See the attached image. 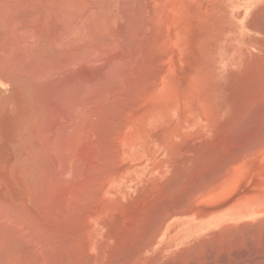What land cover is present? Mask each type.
<instances>
[{"label": "bare ground", "instance_id": "1", "mask_svg": "<svg viewBox=\"0 0 264 264\" xmlns=\"http://www.w3.org/2000/svg\"><path fill=\"white\" fill-rule=\"evenodd\" d=\"M262 237L264 0H0V264H254Z\"/></svg>", "mask_w": 264, "mask_h": 264}, {"label": "rangeland", "instance_id": "2", "mask_svg": "<svg viewBox=\"0 0 264 264\" xmlns=\"http://www.w3.org/2000/svg\"><path fill=\"white\" fill-rule=\"evenodd\" d=\"M260 241H261V246L259 245V244H260ZM260 241H259V244H257L258 242H257L256 244H257L258 249H259V251H257V252H259V253L261 252V253L259 254V253H257V252H254V255H253V257H252V263H254V264H255V263H256V264H260V263H261V264H264V262H263V260H264V248H263V246H262V245H264V243H263V242H264V237H262V239H261ZM259 247H260V248H259ZM260 250H261V251H260ZM256 253H257L258 255H257ZM262 253H263V254H262ZM255 256H256V257H255ZM262 256H263V257H262ZM258 258H259V259H258ZM236 259H238V258H236ZM259 260H262V261H259ZM235 261L237 262V264H239V263L241 264V263H242V262H241L242 260H239V261H238V260H235ZM257 261H258V262H257Z\"/></svg>", "mask_w": 264, "mask_h": 264}]
</instances>
